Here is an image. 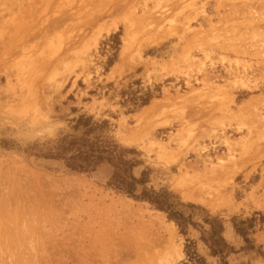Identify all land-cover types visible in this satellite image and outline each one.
<instances>
[{"label":"rangeland","instance_id":"1","mask_svg":"<svg viewBox=\"0 0 264 264\" xmlns=\"http://www.w3.org/2000/svg\"><path fill=\"white\" fill-rule=\"evenodd\" d=\"M79 117L139 153L148 187L221 218L235 250L232 222L253 220L254 250L226 261L264 264V0H0V264H160L172 245L187 264L186 237L217 264L106 165L46 156Z\"/></svg>","mask_w":264,"mask_h":264},{"label":"trees","instance_id":"2","mask_svg":"<svg viewBox=\"0 0 264 264\" xmlns=\"http://www.w3.org/2000/svg\"><path fill=\"white\" fill-rule=\"evenodd\" d=\"M102 125L105 126L106 123L98 124L93 122L91 117H79L76 128L80 127L81 133L61 138L46 150V156L62 160L65 167L73 172L89 173L101 165H106L110 169L107 186L161 210L185 237L189 229L198 231V240L212 258L218 259L217 264H229L226 258L230 254L254 250L255 247L249 238L253 220L232 222L235 234L239 235L243 242L241 248L235 250L223 237L224 225L221 218L200 206L180 202L165 188L155 190L148 187L147 169L135 176L133 168L141 163L139 153L99 134ZM184 254L187 264H211L198 254L195 241L188 237L185 238Z\"/></svg>","mask_w":264,"mask_h":264},{"label":"bare ground","instance_id":"3","mask_svg":"<svg viewBox=\"0 0 264 264\" xmlns=\"http://www.w3.org/2000/svg\"><path fill=\"white\" fill-rule=\"evenodd\" d=\"M108 26H110V25H108ZM105 28V27H104ZM103 28V29H104ZM116 28V25H113V26H111L110 28H105L104 30H102V31H106V33H109L110 31H112V30H114ZM205 175V174H204ZM208 176V175H207ZM201 179V178H200ZM204 179V178H203ZM48 180V179H47ZM179 180V179H178ZM206 181H207V179H205ZM41 181V180H40ZM46 182V181H45ZM198 182H200V181H198ZM47 183V182H46ZM205 183V182H204ZM49 184V183H48ZM206 184V183H205ZM49 187H51V185H49ZM72 188V187H71ZM45 189V188H44ZM52 189V188H51ZM73 189V188H72ZM56 191H58V190H56ZM49 192V191H48ZM46 194V193H45ZM60 194V193H59ZM63 195V194H62ZM113 206V205H112ZM111 208V207H110ZM126 208V207H125ZM128 213V212H127ZM158 218V217H157ZM162 219V218H161ZM159 220V219H158ZM151 221V220H150ZM154 221H156V220H154ZM159 223H160V221H159ZM158 223V224H159ZM158 224H156V225H154V227L155 226H157ZM166 224V223H165ZM128 225V224H127ZM163 225V224H162ZM167 225V224H166ZM168 225L170 226V227H168V231L171 233L172 232V229H174L175 228V226H174V224H173V222H168ZM137 226V225H136ZM148 226V225H147ZM152 228V227H151ZM154 229V228H153ZM160 229V228H159ZM164 228H162V230H163ZM152 230V229H151ZM155 230V229H154ZM128 232V231H127ZM138 232V231H137ZM160 233V232H159ZM134 234V233H133ZM148 234H150V233H148ZM154 234V233H153ZM169 234V233H168ZM140 235V234H139ZM156 235V234H155ZM155 235H153V237L155 236ZM133 236V235H132ZM149 235H147V237H148ZM161 236H162V234H161ZM163 237V236H162ZM144 238V237H143ZM157 238H159V237H157ZM156 237H155V239H157ZM165 238V237H164ZM169 238V237H168ZM152 239L153 238H151V241H152ZM131 240V239H130ZM148 240V239H147ZM162 240H164L163 238L161 239V238H159V239H157L156 241H154V239H153V242H155V244H161V243H163L162 242ZM169 240V239H168ZM135 241V240H134ZM165 241H166V244L168 243L167 242V239H165ZM173 241V240H172ZM136 244H137V242H135ZM141 243V245H143L142 244V242H140ZM146 243V242H145ZM154 244V245H155ZM172 244H173V242H172ZM144 245H146V244H144ZM164 245L165 244H163V246L162 247H164ZM175 245V244H174ZM148 246H149V244H148ZM177 246V245H176ZM145 247V246H144ZM146 247H147V245H146ZM151 247V246H150ZM154 247V246H153ZM178 247V246H177ZM177 247L175 248V246H171V248H170V250H163L162 249V251H164V252H162L163 253V258H162V260H161V262H160V264H169L172 260H173V258L174 257H178V256H180L181 255V252H180V250H179V248L177 249ZM152 248V247H151ZM156 248H159V247H156ZM146 249V248H145ZM166 249V248H165ZM158 250H160V249H158ZM160 252V253H161ZM162 256V255H161ZM34 259V258H33ZM103 259V258H102ZM23 263H24V261H23ZM38 263V262H37Z\"/></svg>","mask_w":264,"mask_h":264}]
</instances>
